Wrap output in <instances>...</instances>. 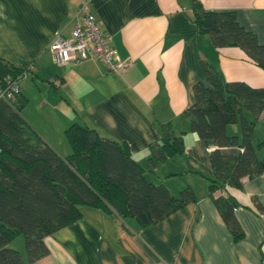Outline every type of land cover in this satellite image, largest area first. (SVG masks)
Instances as JSON below:
<instances>
[{"label": "crops", "instance_id": "obj_1", "mask_svg": "<svg viewBox=\"0 0 264 264\" xmlns=\"http://www.w3.org/2000/svg\"><path fill=\"white\" fill-rule=\"evenodd\" d=\"M84 1L128 64L126 72L111 71L99 60L54 62L49 46L58 36L71 38ZM199 1L207 11L234 13L264 45V0ZM192 5V0H0V58L32 68L19 81L25 120L61 157L72 153L65 131L74 123L126 143L147 178L176 196L185 187L174 191L173 177L210 170L214 146L190 131L186 115L195 103V84L204 80V62L225 82L264 88V70L243 50L217 49L200 33ZM163 126L184 134L186 154L152 164L150 147L160 144ZM255 139L264 141V110ZM189 186L195 202L145 229L135 220L83 208L81 220L45 238L50 253L33 264H264V214L254 204L257 199L264 207V174L244 178L242 190H228L240 205L235 217L244 238L238 242L208 187Z\"/></svg>", "mask_w": 264, "mask_h": 264}, {"label": "trees", "instance_id": "obj_2", "mask_svg": "<svg viewBox=\"0 0 264 264\" xmlns=\"http://www.w3.org/2000/svg\"><path fill=\"white\" fill-rule=\"evenodd\" d=\"M192 1L194 22L215 48H240L264 70V45L234 13L207 11L199 0ZM28 70L0 58V83L11 77L19 85ZM203 71L186 115L190 131L214 146L209 175L200 174L208 181V197L238 242L244 238L235 217L240 205L228 190H242L244 178L264 174V157L258 156L264 141L255 139L264 88L225 82L206 62ZM26 103L20 94L13 102L0 100V264H33L46 257L50 250L45 238L81 220L86 207L122 221L135 220L145 229L196 201L190 186L175 196L166 185L150 181L126 143L78 123L65 131L72 153L61 157L23 117ZM238 123L241 135H230L228 127ZM162 129L160 144L150 147L152 164L186 154L184 134L175 135L169 126ZM254 204L264 214L257 199ZM22 236L26 256L11 247Z\"/></svg>", "mask_w": 264, "mask_h": 264}, {"label": "built area", "instance_id": "obj_3", "mask_svg": "<svg viewBox=\"0 0 264 264\" xmlns=\"http://www.w3.org/2000/svg\"><path fill=\"white\" fill-rule=\"evenodd\" d=\"M80 17L76 23L71 38L58 36L49 46V52L54 62L59 66L78 64L88 60H99L111 71L124 73L128 64L120 59L117 51L111 45V38L102 30L90 3L82 2L79 10ZM30 68L28 71H31ZM28 75L25 72L23 78ZM20 94L18 80L8 77L0 83V100L13 102ZM225 193H222L224 195Z\"/></svg>", "mask_w": 264, "mask_h": 264}, {"label": "rangeland", "instance_id": "obj_4", "mask_svg": "<svg viewBox=\"0 0 264 264\" xmlns=\"http://www.w3.org/2000/svg\"><path fill=\"white\" fill-rule=\"evenodd\" d=\"M230 135H234V133H236L237 131L240 130V124H234L230 126ZM237 130V131H236ZM185 155V154H184ZM183 155H181L180 157H182ZM258 156L260 158L264 157V149L262 151L258 152ZM175 159V160H179ZM169 166V165H168ZM202 172L208 176L209 174L206 173L204 170H202ZM174 181H172L171 185H175L174 183H176L177 185L175 186V188L173 187L172 189L175 191V189H178V187L184 185V187L189 186V185H193L196 186L198 189L199 187H202L201 190H203L204 188L206 189L208 187V181L204 176L198 175L197 177H191V176H182V177H173L172 178ZM172 187V186H171ZM176 196L179 195L180 192H176ZM11 247H13L14 249L20 251L24 256H26V251H25V238L22 236L20 238H18L16 241H14L11 244Z\"/></svg>", "mask_w": 264, "mask_h": 264}]
</instances>
